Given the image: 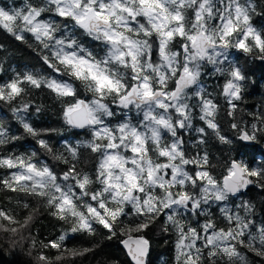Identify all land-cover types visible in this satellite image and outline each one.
Here are the masks:
<instances>
[{
    "label": "snow or ice",
    "instance_id": "6c2138e0",
    "mask_svg": "<svg viewBox=\"0 0 264 264\" xmlns=\"http://www.w3.org/2000/svg\"><path fill=\"white\" fill-rule=\"evenodd\" d=\"M189 10L193 15H189ZM45 12L71 21L72 28L67 23L39 19ZM255 12L253 0H46L39 7L29 4L25 8L11 11L0 7V25L16 40H24L25 32L31 33L44 49L51 48L55 60L64 65L63 74L88 82V89L95 94L91 101L77 99L76 89L66 80L34 72H17L7 83L0 84V100L7 99L11 103L28 94L29 89L23 85H30L34 89L46 88L55 93L58 99L71 97L74 101L71 103L61 99L66 104L63 120L69 128L87 129L91 133L92 139L83 146L92 153L101 154L96 175L101 188L90 194L87 185L92 181L87 175L81 178L79 174H74V167L62 177H57L46 164L38 167L33 162L35 153L27 161L19 156L0 158V167L18 169L13 173V179L17 182L31 181L33 189L38 187L43 190L51 185L50 189H54V192L47 199V205L59 208L61 212L71 211L73 216L79 218V226L73 227V232L95 231L93 223L77 211L74 204V200L90 195V199L96 201L99 207L89 204L87 212L112 235L117 234V225L121 233L125 230L128 233H142L149 227V222L156 221L164 213L167 215L166 224L172 223L179 230L177 248L181 251L187 248L188 255H191L195 240L200 238L199 234L196 229L189 228L194 239L192 243H185L186 235L177 217L184 213L203 215L213 203H222L224 206L220 209L221 213L230 224L235 222L236 228H229L227 232L214 231L209 235V229L214 228V225L211 222L203 224L206 245L213 249L223 247L230 259L235 256L239 258L240 264H248L235 246L227 244L228 241L240 238L239 242L249 251H254L257 256H264V223L256 225L254 205L250 201L241 200L232 208L227 206L230 198L242 196L249 185L255 183L260 189H264V169H250L243 162L233 160L221 185L209 170L199 167L202 163H209L208 154L205 153L202 158H190L181 134H198V138H193V148L205 142L208 129L213 130L221 143H231L221 134L215 122L217 106L200 85V78L205 62L214 65L216 72L226 74L228 79L223 86V94L228 98L229 105L236 108L234 102L242 98L247 76L239 65L231 64L227 68L222 65L226 62L230 49L249 53V39L254 40L261 53L260 59L264 60V38L251 24V14ZM141 17L144 22L139 19ZM217 17L216 27L210 28V22ZM61 28L65 30L64 34L58 36ZM74 28L83 30L94 41L106 45V54L97 56L86 48L71 34ZM125 32L142 33L143 38L133 39ZM177 36L183 38L180 44L182 52L172 51L170 48ZM154 49L159 63L152 59ZM43 60L49 68L59 71L57 64L49 56L45 55ZM120 68L125 71L121 72ZM177 73L179 78L175 79V90L167 91L168 83ZM129 79L131 84L128 83ZM108 96L112 97L116 107L129 111L134 108L137 113H142L139 123L134 124L130 117H125L121 122L112 124L111 120L117 113L106 102ZM194 99H198V103H190ZM31 108L30 103L13 108L15 119L24 133L37 138L40 148L53 153L50 144L39 138L40 133L28 120ZM196 108L199 109V120L206 128L194 127L193 110ZM40 111L39 108L36 109L37 115ZM228 115L233 116L234 112H229ZM261 121L264 122V116H261ZM231 126L239 130L236 123ZM252 128L251 134L244 131L240 139L253 141L257 138V133L264 131L257 124H253ZM164 132L171 137L167 143L164 142ZM20 138L10 135L0 122V146ZM104 140L107 141L106 144L99 142ZM148 141L155 146L153 151L158 157L165 158L166 162L159 163L148 158ZM66 149L75 159L77 148L66 145ZM127 151L132 155L125 156ZM56 159L61 160L63 157L57 155ZM64 162L68 163L67 160ZM127 164H131V167H126ZM191 164L198 166L195 175L186 169ZM249 177H257L258 180L254 181ZM58 179L65 183H58ZM68 181L75 183H67ZM189 183L193 189L199 190L198 193L184 190ZM9 186L11 187L10 184ZM175 186H179L182 191L174 194L171 189ZM76 188L80 190L79 194L74 190ZM156 188L163 190L162 197L155 194ZM36 194L41 195L43 192ZM109 198L116 202L114 210L106 205V199ZM128 206H131L134 215L127 223H122L119 218L129 215L126 211ZM99 209H103L104 214ZM165 210L168 211L165 213ZM241 210L245 215L240 214ZM0 215L11 219L3 210H0ZM253 228L260 234L258 247L255 244L256 237L252 235ZM246 233L247 243L243 239ZM131 239L129 235V240ZM124 243L127 245L128 241ZM134 243L136 247L129 251L135 264H147L150 242L141 234ZM51 246L60 247L56 243ZM69 251L72 255H80L90 249L85 248L83 252ZM196 252L199 259L200 249L197 248ZM215 256V252L209 251L208 258L212 260V264H217ZM40 259L45 260V257L41 256Z\"/></svg>",
    "mask_w": 264,
    "mask_h": 264
},
{
    "label": "trees",
    "instance_id": "16d2710c",
    "mask_svg": "<svg viewBox=\"0 0 264 264\" xmlns=\"http://www.w3.org/2000/svg\"><path fill=\"white\" fill-rule=\"evenodd\" d=\"M45 2L46 0H0V7L11 11L12 9L25 8L29 4L37 7L43 6ZM253 2L256 5V12L251 14V24L262 33V38H264V0H253ZM189 15H193L191 10H189ZM39 19L55 20L60 24L67 23L69 28H72L71 21L57 17L54 13L45 12ZM139 19L144 22L142 17ZM218 19L217 17L216 20L211 21L209 27L215 28ZM64 31L61 28L57 35H63ZM71 34L97 56L106 54V45L94 41L83 30L74 28ZM125 34L133 39L143 38L142 33L125 32ZM23 35L24 40H16L11 33L0 25V68H2L0 84L7 83L17 72H34L45 77H55L70 82L76 89L77 99L91 101L95 97V94L87 87L88 82L63 74L64 65L55 60L51 48L44 49L41 42L37 41L31 33L25 32ZM182 42L183 38L175 37L170 45L171 50L181 52L180 44ZM247 43L250 45L249 53L235 48L230 49L227 60L222 65L224 68L231 64L239 65L245 70L247 76L242 98L234 102L236 104L235 109L229 105L228 98L223 94V86L228 79L226 74L216 72L214 65L205 62L200 78V85L217 106L215 122L218 124L221 134L226 136L231 143H221L213 130L208 129L204 137L205 142L193 148V138H198V134L195 132L181 133L184 137L187 155L190 158H202L205 153L208 154L209 163H202L199 167L209 170L219 184H221V178L227 174L228 167L233 160L243 162L250 169H264V131L257 133V138L253 140L252 144L245 143L238 138L242 131L251 134L253 124H257L264 130V122L261 121V116H264V60L260 59L261 53L256 48L254 40L249 39ZM155 54L157 52L154 50L152 54L154 62H156L154 60ZM45 55L57 64L59 71H54L44 63L43 57ZM120 71L123 72L125 69L120 68ZM127 71L130 73V69ZM176 78L177 76L168 83L167 90L171 88ZM128 83L131 84L132 81L129 79ZM23 86L29 89L28 94L11 103L7 99L0 100V122L4 124L10 135L21 137L0 146V158L19 156L27 161L35 153L33 162L37 163L38 167L46 164L57 177H62L65 172L74 167V174H79L81 178L87 175L92 181L87 185L90 194L99 191L101 185L96 181V175L101 154L92 153L89 148L83 146L86 141L92 139L91 133L87 129L78 131L69 128L63 120V109L66 104L62 103L61 99L69 103L74 102L73 99L71 97L58 99L55 93L46 88L34 89L30 85ZM106 102L117 113V116L111 120L112 124L121 122L125 117H130L134 124H138L142 119V113H137L134 108L129 111L116 107L111 96L107 97ZM24 103L32 105L28 120L40 133L39 138L45 139L50 144L54 150L53 153L40 148L37 138L24 133L19 122L15 119L13 108L21 107ZM190 103H198V99H194ZM37 108L41 110L38 115L36 113ZM229 112H234V115L229 116ZM199 114L198 108L193 110L194 127L206 128V125L199 120ZM173 115L175 117L174 113ZM232 123H236L239 130L233 129ZM46 129H57L58 131L45 132ZM163 136L165 143L170 141L169 134L164 132ZM99 142L107 143L106 140ZM66 145L77 148L75 159L67 151ZM146 146L149 148L148 158L159 163L166 161L165 158L158 157V154L153 151L155 146L151 141H148ZM129 152H125L124 155L129 156ZM57 155H61L63 159L57 160ZM65 160L68 163H65ZM195 167V164H191L186 166V169L195 175ZM13 170L0 167V210L6 211L12 217L7 219L0 215V264H132L122 249L120 241L125 236H140L141 234L150 242L147 264H177L171 251L173 231L165 225L164 213L156 221L149 222V227L144 229L142 233H128L127 231L121 233L119 225H117V234L112 235L93 217L89 219L95 228L93 233H88L85 230L73 232L72 228L79 226V218L73 216L71 211L61 212L59 208H52L47 205V199L54 192V189H50L51 185L43 190L38 187L33 189L31 181H15L12 176ZM251 178L254 181L258 180L257 177ZM57 182L65 183L59 179ZM67 183L74 184L75 181H68ZM74 190L79 194L78 188ZM184 190L197 193L199 191L193 189L190 183ZM41 191L43 194H36ZM154 191L157 196L162 197L164 195L163 190L159 188ZM171 191L176 194L182 190L179 186H175ZM241 200L250 201L254 205L256 225L259 226L264 223V189H260L254 183L247 188L242 196L230 198L228 204L234 206ZM74 204L76 210L88 218L87 205L96 206L97 202L92 201L89 195L83 199L74 200ZM221 207L222 203H213L203 215L184 213L182 216H178L177 220L183 229L186 227L194 228L199 220H205L211 222L216 229L228 231L231 224L221 213ZM126 211L129 215L119 218L122 223H127L134 215L129 206ZM240 214L245 215L243 210ZM251 231L260 235L256 228ZM61 237L64 239L61 240ZM50 242L56 243L60 247L65 245V248L77 252H83L85 248L90 249V251L80 255H72L70 251H60L58 248H53ZM239 250L243 253L248 264H264V256H257L254 251H249L243 244L239 245ZM41 256L45 257V260H41ZM58 256L61 259L57 260ZM205 264H212V262L210 259H205Z\"/></svg>",
    "mask_w": 264,
    "mask_h": 264
},
{
    "label": "rangeland",
    "instance_id": "374dc122",
    "mask_svg": "<svg viewBox=\"0 0 264 264\" xmlns=\"http://www.w3.org/2000/svg\"><path fill=\"white\" fill-rule=\"evenodd\" d=\"M131 37V36H130ZM132 38V37H131ZM154 60L156 62L159 63V57H158V54H155V58ZM181 60H182V57H181ZM160 111V110H158ZM132 153L129 152V156H131ZM166 162V161H164ZM164 162H161V163H164ZM126 167H131V164H127L125 165ZM198 166L196 165L195 167V171H196V168ZM203 169V168H202ZM204 170V169H203ZM18 169H15L12 171V176H13V173L14 172H17ZM116 171H119L118 169ZM169 173H170V170H169ZM168 178L170 179V175L168 176ZM198 183H203V182H198ZM138 195H140V193H137ZM106 205L108 208L110 209H115L117 207L116 205V202L115 201H112L110 198L109 199H106ZM93 207H96L98 208V203L96 206L92 205ZM224 206V204H222V207ZM227 206L229 208H232L233 206L229 205L227 203ZM130 209H131V206H129ZM113 209V210H114ZM100 212L102 214H104V210L103 209H99ZM132 211V209H131ZM168 210H165V213L167 212ZM6 212V211H5ZM7 213V212H6ZM8 214V213H7ZM11 216V214H8ZM3 216V215H2ZM224 216V215H223ZM4 217V216H3ZM6 218V217H5ZM12 218V217H11ZM92 218L91 214H89V217L88 219ZM8 219V218H7ZM166 220H167V215L164 214V223L165 225L168 227V229H171L173 232H172V235H173V240H172V255H173V259L174 261L177 263V264H191V262H195V264H205V259H209L208 258V253L209 251H213L216 253V256H215V259H216V262L217 264H240V261H239V258L238 257H235L233 256L231 259L229 258V255L225 254L224 251H223V247L219 248V249H213L211 246H207L206 245V240L204 239L205 237V233H204V230H203V227L202 225L207 223V221L205 220H199L197 222V226L194 227V229H196L197 233L199 234V239H196L195 240V246L191 249V255H188V252L189 250L187 248H184L183 251H181L180 249L177 248V243H178V240L180 238V234H179V230L176 226H174L172 223H168L166 224ZM230 228H232L233 230H235L236 228V225H235V222H232L231 223V226ZM120 230V229H119ZM189 228L186 227L183 229L185 235H186V240H185V243H192L194 237L191 236V234L189 233ZM127 231V230H125ZM219 232V231H222L220 229H216V228H212V229H209V232L208 234L210 235L212 232ZM227 232V231H225ZM252 235L256 237V240H255V244L256 246L258 247L259 246V235L252 232ZM239 239L240 238H237V240H231V241H228L227 244L229 246H235V248L237 249V251L240 253V255L244 256L243 253L239 250V245L241 244L239 242ZM245 243H247L248 241V235L247 233L245 234V236L243 237ZM50 244L52 245L53 242H50ZM60 251H69L71 249H67L65 248V245L61 246V247H57ZM200 249V253H201V256L199 259H197V252H196V249ZM211 260V259H210ZM212 262V260H211Z\"/></svg>",
    "mask_w": 264,
    "mask_h": 264
},
{
    "label": "water",
    "instance_id": "95a60500",
    "mask_svg": "<svg viewBox=\"0 0 264 264\" xmlns=\"http://www.w3.org/2000/svg\"><path fill=\"white\" fill-rule=\"evenodd\" d=\"M179 78V73H178V75H177V78L176 79H178ZM175 90V89H174ZM78 131H81L80 129H77ZM242 133H243V131L239 134V136H238V138L240 139V136L242 135ZM241 140V139H240ZM241 141H243V140H241ZM245 143H248V144H252L253 143V141H244ZM231 164V163H230ZM227 174H225L222 178H221V183H223V179H224V177L226 176ZM250 179H252L251 177H249ZM253 180V179H252ZM253 185V184H252ZM252 185H249L248 187H250V186H252ZM131 237H132V239L131 240H129V235L128 236H125L121 241H120V245H121V247H122V249L124 250V252H125V254L127 255V257L129 258V260H130V262L132 263V264H135V261L133 260V257H132V255L130 254V248H135L136 247V245H135V243H134V241L136 240V239H138L139 238V236H136V235H131ZM124 241H128V244L126 245L125 243H124Z\"/></svg>",
    "mask_w": 264,
    "mask_h": 264
},
{
    "label": "flooded vegetation",
    "instance_id": "af4514ba",
    "mask_svg": "<svg viewBox=\"0 0 264 264\" xmlns=\"http://www.w3.org/2000/svg\"><path fill=\"white\" fill-rule=\"evenodd\" d=\"M155 50V49H154ZM155 52H156V50H155ZM181 52H182V49H181ZM175 87H176V84H175V80H174V82H173V84H172V86H171V88L169 89V90H167V91H173L174 89H175ZM157 88H159L158 86H157ZM170 136V135H169Z\"/></svg>",
    "mask_w": 264,
    "mask_h": 264
}]
</instances>
